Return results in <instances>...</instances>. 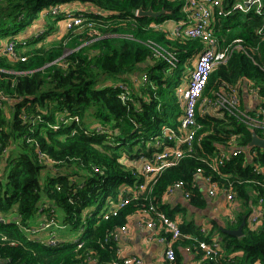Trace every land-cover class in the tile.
I'll list each match as a JSON object with an SVG mask.
<instances>
[{"label":"trees","instance_id":"16d2710c","mask_svg":"<svg viewBox=\"0 0 264 264\" xmlns=\"http://www.w3.org/2000/svg\"><path fill=\"white\" fill-rule=\"evenodd\" d=\"M237 1L225 0L227 5ZM77 3L84 10L72 8ZM54 8L58 11L53 13ZM65 8L83 21L62 28ZM150 8L166 13L137 15ZM186 17L181 0H0L2 263L121 260L120 243L108 237L154 206L178 220L183 233L174 243L176 259L167 264H184L186 247H194L196 239L219 240L224 257L232 255L228 264H264V216L254 226L248 222L259 198L264 205V185L258 182L264 177L255 171L264 167V148L247 147L253 125L245 119L226 110L198 112L191 149L182 146V158L165 166L145 189L139 186L146 182L144 162L175 149L176 134L184 131L179 88L189 86L195 56L205 44L200 37L173 36L156 25ZM263 30L264 15L254 9L215 18L219 48L233 46L237 39L244 48L214 68L199 103L205 96L215 98L222 80L237 85L243 76L255 79L264 93ZM20 38L26 44H17L18 58H13L7 43ZM169 53L178 58L175 65ZM121 83L128 87L125 100ZM240 90V109L255 115L248 92ZM254 128L264 136L262 128ZM236 147L245 152L215 170L208 156ZM205 177L221 188L232 184L235 198L224 205L234 220L228 216L223 222L211 209ZM177 181H184L183 191L190 194L179 192L170 202L173 195L167 192ZM46 203L62 211L61 223L70 230H81L78 241L66 238L48 248L26 231L47 213L41 210ZM243 216L242 236L225 232L237 228ZM199 217L208 219L205 232Z\"/></svg>","mask_w":264,"mask_h":264},{"label":"built area","instance_id":"2783aa9c","mask_svg":"<svg viewBox=\"0 0 264 264\" xmlns=\"http://www.w3.org/2000/svg\"><path fill=\"white\" fill-rule=\"evenodd\" d=\"M183 1V11L187 14L185 19L170 20L174 24L170 33L173 36H189L200 37L204 41V48L195 56V66L191 72V80L188 87L183 86L179 88V92L185 108L184 116L182 118L181 126L183 132L180 135L176 134L178 141L177 146L174 148H167L162 153L157 154L150 161L144 162L142 166V173L146 182H140V188L145 189L147 183H151L154 177L168 165L175 164L180 158H182L187 146L188 150L192 147L196 130L198 126L196 119L197 113L207 115L217 110H226L230 114H234L239 118L245 119L253 126H257L264 130V93L262 92V86L257 83L255 79L248 76H243L239 80L237 85H232L226 81L221 82L220 88L215 94V98L204 97L200 102L201 95L206 88L208 79L214 68L225 62L230 56L233 50L244 48L241 44V40L234 41L233 46H226L224 49L219 48V41L214 33V20L216 17H223L232 14L235 11L248 12L252 9L256 10L259 15H264V2L263 0H239L232 4H226L225 0H181ZM77 10V9H75ZM82 11V9H79ZM58 8L52 9V12H57ZM65 14L66 26L68 28L73 27L74 24H79L83 21V18L77 15L73 9L65 8L62 10ZM88 12V11H86ZM165 21L161 25L156 27H165ZM264 37V30L262 31ZM26 44V41L22 38L11 40L7 43L6 51L13 57L18 58L16 46L17 44ZM169 61L172 64H176L178 58L174 54L169 53ZM24 60L25 58L22 57ZM143 78L147 80V75L143 74ZM122 91V99L125 100L128 94V87L126 84L121 83L119 85ZM245 88L249 95V106L253 109L255 115H249L245 111L241 110L239 105L241 102V88ZM1 93V92H0ZM168 129L165 132L168 133ZM245 152L242 147L221 149L215 156H208L211 160V164L215 170H220L221 164L230 160L234 156H239ZM252 155V154H251ZM200 171V169H198ZM255 171L262 174L264 177V167H255ZM206 190L210 196H215L219 191L225 193L226 201L232 203L235 198V192L232 184L224 185L223 188L216 181H212L209 177H205ZM264 185V180L258 181ZM184 181H177L169 189L168 194L174 195L177 192H184L185 196H189L188 190L183 191ZM47 209V213H43L39 222L36 225L28 227L26 231L38 240L42 241L46 247L55 248L60 244L61 236L60 231L65 228L57 216L56 210L50 208V204L43 205L41 210ZM153 214L155 217H153ZM264 216L263 199L259 198L258 204L253 206V211L248 217V222L251 226L256 225ZM133 221L137 220L140 224H144L146 228L151 229L150 237L158 239L164 246L163 248V264L172 263L176 259V251L174 249V243L183 236L180 229L179 222L176 219H172L166 213L158 211L156 207L150 206L148 209H144L131 217ZM130 220V219H129ZM16 223L21 225L20 221ZM203 232L206 228L202 229ZM129 231L128 223L118 227L114 232L112 238L108 239L120 242L122 237ZM163 232L167 236H159ZM78 241V239L76 240ZM186 251L194 252L200 256L203 264L213 262L214 264H228L232 260V256L224 257L222 244L219 240L212 241L197 240L194 247H186ZM122 254L121 260H114L111 263H99V264H144V259L139 255H123L122 250H119ZM0 264L2 259H0Z\"/></svg>","mask_w":264,"mask_h":264},{"label":"crops","instance_id":"0c3cea01","mask_svg":"<svg viewBox=\"0 0 264 264\" xmlns=\"http://www.w3.org/2000/svg\"><path fill=\"white\" fill-rule=\"evenodd\" d=\"M78 7H80L81 9L82 6L77 3L74 4L72 8L78 9ZM164 26L167 29H171L174 24L172 23V21H168L164 24ZM62 28H66L65 22H62ZM251 128H254V126H251ZM178 193L179 192L174 194L172 197H169L170 202L175 201L176 197L178 196ZM212 197L213 199H211V209L213 208V210L217 211L218 217L223 222L228 220V216H230V218H233L234 220V214L232 213V211H229L230 208H227V206L224 205L227 202L225 193L219 191L215 196ZM197 220L198 222H200V224H203V228H208L207 226L209 223L206 217H199L197 218ZM150 233H152L151 229L146 228L144 224H140L137 220L133 221L132 219H130L129 231L122 237L119 242L121 245L120 249L122 250L123 255H139L144 259V264H163L162 259L164 246L158 239L150 237ZM60 236L61 242L65 241L66 238L68 239V237L65 238L62 234H60ZM40 243L44 244L42 241H40ZM185 252L186 255L184 258V264H203L198 254L194 252H188L186 250Z\"/></svg>","mask_w":264,"mask_h":264},{"label":"water","instance_id":"95a60500","mask_svg":"<svg viewBox=\"0 0 264 264\" xmlns=\"http://www.w3.org/2000/svg\"><path fill=\"white\" fill-rule=\"evenodd\" d=\"M164 13H166L165 9L160 10V11H155L152 8H150L148 10L139 9L137 11L138 16H155V17H158ZM251 134H252V138H251V141L248 143L247 147L257 146L260 148H264V136H260L255 128H251ZM246 222H247V217L243 216L242 222L240 223V225L237 228H234V229L225 228L224 230L227 233H230V234H233L236 236H242L244 233L243 228H244ZM62 243H63V241H62Z\"/></svg>","mask_w":264,"mask_h":264},{"label":"rangeland","instance_id":"374dc122","mask_svg":"<svg viewBox=\"0 0 264 264\" xmlns=\"http://www.w3.org/2000/svg\"><path fill=\"white\" fill-rule=\"evenodd\" d=\"M61 7H63L62 5H61ZM82 9V8H81ZM82 10H84V9H82ZM65 22V25H67L66 24V21H64ZM66 28H68V27H66ZM173 28V27H172ZM171 28V29H172ZM171 29H169V30H171ZM56 213H57V216H58V218H59V220H60V222H61V218H62V216H63V213H62V211H60L59 209H57V211H56ZM63 224V223H62ZM70 228V227H69ZM66 225H65V228L64 229H62L61 231H60V233L66 238V237H68V239L67 240H69V241H75V240H77L80 236H81V230H79V231H76V230H70Z\"/></svg>","mask_w":264,"mask_h":264},{"label":"clouds","instance_id":"9594fccd","mask_svg":"<svg viewBox=\"0 0 264 264\" xmlns=\"http://www.w3.org/2000/svg\"><path fill=\"white\" fill-rule=\"evenodd\" d=\"M75 241H76V240H75ZM63 242H64V241H63ZM61 243H62V242H60V244H61ZM60 244H59V245H60Z\"/></svg>","mask_w":264,"mask_h":264}]
</instances>
